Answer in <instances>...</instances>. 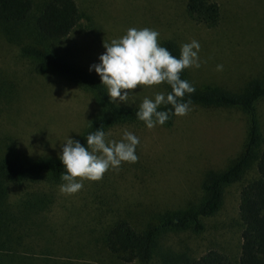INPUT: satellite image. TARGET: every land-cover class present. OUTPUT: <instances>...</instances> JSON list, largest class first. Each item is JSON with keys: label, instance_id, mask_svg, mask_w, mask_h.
<instances>
[{"label": "rangeland", "instance_id": "rangeland-1", "mask_svg": "<svg viewBox=\"0 0 264 264\" xmlns=\"http://www.w3.org/2000/svg\"><path fill=\"white\" fill-rule=\"evenodd\" d=\"M46 1L33 0L34 8L23 22L25 31L15 41L7 38L0 24V160H59L68 137L78 140L91 122L106 115L96 92L26 55L23 48L28 45L47 49L100 80L89 66L99 62L103 43L119 39L129 28H149L159 33L160 46L174 41L179 54L182 44L199 42L200 67L184 69L195 89L240 94L253 80H264V0H211L220 8L219 21L211 26L190 16L188 0H77L82 17L59 40H45L37 29L36 17ZM217 65L222 69L218 71ZM131 91L127 104L115 103L137 109L145 97L167 94L170 86L137 85ZM189 107L171 125L147 129L136 120L108 128L106 142L119 141L125 130L139 138L137 161L123 162L118 171L109 169L98 181L82 180L83 187L73 194L61 192L64 182H50L48 174L35 183L10 185L6 199L10 214L15 216L25 201L36 197L45 199L47 207L30 215L31 220H25L23 212L15 216L20 224L11 223L13 234L6 245L15 250L0 251V264H163L167 253L199 256L210 248L239 264V192L257 177L255 162L225 187L222 206L204 219L203 232L164 230L149 262H125L104 241L117 221L128 220L141 230L157 224L165 212L197 204L207 174L224 171L244 152L250 128L247 111ZM256 111L264 149V98ZM17 234L22 235L18 240Z\"/></svg>", "mask_w": 264, "mask_h": 264}, {"label": "trees", "instance_id": "trees-1", "mask_svg": "<svg viewBox=\"0 0 264 264\" xmlns=\"http://www.w3.org/2000/svg\"><path fill=\"white\" fill-rule=\"evenodd\" d=\"M34 8L33 0H0V24L3 33L10 41H15L19 33L25 31L23 22L29 17ZM187 9L190 16L198 22L207 25H216L220 18L218 3L211 0H188ZM82 17V11L77 0H47L38 16L36 26L45 40H59L67 37L77 26ZM171 55L179 58L177 45L172 40L162 43ZM23 52L42 64L70 77L96 92L101 105L106 111L102 118L94 120L78 138L85 145L89 133L101 128L104 132L111 126L127 122L140 121L136 118L137 109L121 108L115 102L109 101L106 88L101 81L87 75L56 54L47 49L28 45ZM185 70L180 73V78L186 80ZM171 91V88H170ZM264 98V80H253L248 88L234 94L223 90L195 89L191 94L184 96L185 101H190L189 106L201 104L206 106H226L244 109L250 116L249 135L244 152L227 169L221 172H209L203 184V197L195 205L185 211L165 212L160 216L157 224H150L144 229H137L128 220L115 222L108 228L104 241L107 248L117 258L125 262H149L154 254L158 235L164 230L192 229L200 233L205 228L204 219L214 215L222 206L225 187L240 179L244 171L255 162L257 177L244 184L239 192L238 214L241 224V244L239 264H264V149H260L263 142V133L260 129L256 111L257 103ZM159 111H169V119L165 122L171 125L175 115H171V106L158 108ZM64 168L60 160H44L21 162L9 157L0 160V251L12 252L15 247H6L11 240V223L20 224L16 217L20 212L29 216L46 209V201L41 197L27 200L23 203L15 216L7 210L6 199L10 185L35 183L45 174L50 182L58 183ZM24 218V217H22ZM7 230L11 231L7 233ZM17 231L16 233H18ZM22 235L17 234L16 240ZM163 264H232L230 258L221 250L210 248L199 256L185 253H167Z\"/></svg>", "mask_w": 264, "mask_h": 264}, {"label": "clouds", "instance_id": "clouds-1", "mask_svg": "<svg viewBox=\"0 0 264 264\" xmlns=\"http://www.w3.org/2000/svg\"><path fill=\"white\" fill-rule=\"evenodd\" d=\"M159 33L149 28H129L125 35L103 43L104 53L98 63L89 66L106 87L109 101L128 103L127 98L137 85L154 86L162 83L170 86L167 94L158 92L154 98L145 97L138 105L135 116L147 129L163 125L169 119V111H159L162 105L171 106V115L184 116L190 111V101L183 98L195 91L188 81L180 78L182 70L200 67L198 41L182 44L179 58L158 44ZM222 65H217L221 70ZM105 132L97 128L86 137V144L68 137L61 144L58 155L64 171L60 179L61 192L73 194L82 187V180L98 181L109 169L119 170L123 162L135 163L139 138L125 130L119 141H105ZM76 178H80L77 180Z\"/></svg>", "mask_w": 264, "mask_h": 264}]
</instances>
